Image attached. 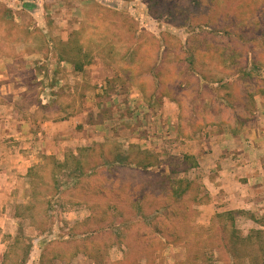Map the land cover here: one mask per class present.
<instances>
[{
    "label": "rangeland",
    "instance_id": "1",
    "mask_svg": "<svg viewBox=\"0 0 264 264\" xmlns=\"http://www.w3.org/2000/svg\"><path fill=\"white\" fill-rule=\"evenodd\" d=\"M115 1L0 0L2 57L16 49L47 55L48 30L60 55L53 56L49 71L36 56L28 60L37 61L36 70L32 64V70L19 74L30 90L19 95L15 109L23 117L36 109L35 136L44 122L40 114L48 109H66L67 115L86 110L90 116L103 106L107 118L117 106L130 130H141L153 141L150 149L120 139L97 142L79 155L70 151L63 161L41 154L37 144L41 162L28 173L21 170L14 189L0 180V264H248L249 257L263 264L264 237L253 248H237L232 241L242 233L223 225L231 218L203 224L199 206L206 191L198 179L190 183L198 161L178 151L176 137L186 143L207 130L200 113L207 100L208 121L239 130L243 121L249 125L255 119L256 98H264V0H121L141 4L145 28L140 37L128 6L118 15ZM206 40L216 50L236 51V57L222 59L216 51L217 56L209 53L197 62L196 51ZM60 58L72 61L75 69L57 73ZM167 61L174 65H164L166 78L158 82L156 72ZM98 62L114 70L79 73ZM211 66L218 71L209 73ZM203 72L219 85L199 88L195 79ZM40 79L65 88L56 90L58 98L46 106L40 100L43 90L32 84ZM102 80L106 85L99 94L106 103H85L83 97L93 96L91 89ZM181 84L188 85L184 93ZM117 95L125 102L113 98ZM166 101L178 102L179 110H169ZM121 122L116 126L124 131ZM128 154L133 162L145 160L163 171V178L142 177L130 184L131 176L122 169Z\"/></svg>",
    "mask_w": 264,
    "mask_h": 264
},
{
    "label": "crops",
    "instance_id": "2",
    "mask_svg": "<svg viewBox=\"0 0 264 264\" xmlns=\"http://www.w3.org/2000/svg\"><path fill=\"white\" fill-rule=\"evenodd\" d=\"M115 2L117 7H112V9L118 15L122 14L119 9L128 6L130 18H134L139 23L135 33L137 37H140L142 29L145 28L141 4L138 1L117 0ZM7 7L14 10V6L11 4ZM27 10L30 11L28 7ZM44 36L47 41L45 43L47 55H42L35 50L30 52V50L22 49L13 50L12 53L3 57L1 55L3 53H0V180L2 179V182L11 185L13 189L14 185L19 183L21 170L28 173L35 164L41 162V152L43 155L55 156L58 160L63 161L70 151L79 155L83 148L95 145L97 142L120 139L121 143L123 142L127 146H131L133 143L140 144V147L142 144H146L144 149H150L153 146V141H149L151 137L145 135L146 133L139 130L140 134H138V130H130L131 123H127V119L123 115L117 114L119 112V109H116L117 106L108 108L113 110V116L106 118L104 116L106 109H103L102 105H100L102 106L101 109L96 106L95 112H92L90 116L86 110H81L75 114L70 113V115H67L66 109L46 110L43 115L40 114L44 122L41 124L40 132L37 135L39 143L37 142L35 131L32 130L33 122L37 119L36 109L31 110L32 113L28 114L27 117H23L15 107L20 101L19 95H23L26 91L28 93L30 90V87L19 79L20 72L27 69L32 70L30 66L32 64L35 70L38 66L37 61L34 60L30 63L28 60L42 56L43 61H40L42 62L40 64L49 71L50 67L53 68L51 66L53 56L59 55L52 44L54 34L48 30L45 31ZM62 40L66 42L68 39L62 38ZM58 60L54 70L60 75L64 73V70L75 69L72 61L62 58ZM123 67L126 68V64ZM191 68L192 66L188 65V69L192 70ZM217 69L211 66L208 72L214 74L218 71ZM112 70L114 69L109 68L108 65L98 62L84 66L79 73L83 75L84 72L94 74L96 71L110 72ZM123 70L125 72V69ZM222 76L226 75L223 73ZM196 77L199 76L196 75ZM104 80H102L103 83H98L99 88L96 85L95 88L91 89L93 93L95 92L93 96L83 97L85 103L91 104L94 101L98 105L106 103L101 101L102 95L99 94V92L104 93L103 86L106 85ZM195 80L201 89L210 85V87L216 88L219 85L218 79L215 82L209 80L212 83H209V86H206L200 78ZM32 84L34 86L37 84V88L43 90L42 96H40L43 106H46L51 99L58 98V95L54 93L56 90L59 92L65 90L62 85L53 86L48 80L44 83L41 79L37 83L33 80ZM182 85L185 89L186 84ZM27 97L28 95L25 96V98ZM113 98L122 100L123 96L117 95ZM145 100L147 101L146 98ZM122 101L125 102V99ZM112 102H115V99ZM128 102L131 103V101ZM166 102L169 110H179L178 102ZM256 102L255 119L251 120L249 125L243 121L242 127L235 130L230 125H222L220 122L211 121L212 119L208 121L211 107L207 106L208 100L203 101V110L200 113L206 121L207 130L202 135L185 140L186 143H179V136L176 137L178 151L187 154V156H193L198 161L197 168L193 169L195 177L190 183H194L198 179L206 191L204 202L199 206L201 215L205 220L203 224H209L212 219L219 222V220L231 218L228 223H223V225L241 232L243 237H248L254 231L264 232V98H256ZM123 104L127 105V103ZM151 110L153 111V109ZM176 118H179V114ZM200 118L201 116H199ZM117 121H122L121 125L125 129L124 131L117 128ZM181 138L180 136V141L183 140ZM20 139L24 141L19 143L18 140ZM154 139L157 137L155 136ZM37 144H41V152L36 157ZM127 156L130 157L129 154ZM3 168L6 170L3 171ZM122 169L124 174L131 176L129 182L133 183L130 184H139V181L143 180L142 177L157 176L163 178V171L155 170L152 167L141 169L135 164H125ZM126 176H123V180ZM239 218L241 219L240 222ZM243 226H246L247 229Z\"/></svg>",
    "mask_w": 264,
    "mask_h": 264
},
{
    "label": "trees",
    "instance_id": "3",
    "mask_svg": "<svg viewBox=\"0 0 264 264\" xmlns=\"http://www.w3.org/2000/svg\"><path fill=\"white\" fill-rule=\"evenodd\" d=\"M215 44L212 42V41H209V40H206V41H204V43H203V45H202V48H200V49H197V51H196V57H195V60L198 62L199 61V59L201 58V57H204V55L206 56V54H209V53H213L214 55H216L217 56V54L219 53V55H220V57L222 58V59H224V56H226L227 58H233V57H236L235 56V54H236V51H231V52H228V53H225V48H224V46H222L221 47V49L220 50H216L215 49ZM216 51H218V53L216 52ZM201 52L203 53V54H201ZM177 56V55H176ZM226 58V59H227ZM167 63V66L169 65V66H172V65H174L173 64V61H167V62H163V64H162V66L160 65L159 67V70H157V72H156V75H155V78H156V80L158 81V82H163L164 80H165V74L162 72L164 69H162V68H164V65ZM188 65H190V66H192L193 65V63H192V61H190L189 62V64ZM173 67V66H172ZM238 73H240V72H238ZM199 76V78L201 79V81L203 80V82H205V84H206V86H208V83H209V77H207V73H205V72H203V74L201 75V74H199L198 75ZM187 84H190V83H188V81H187ZM186 84V85H187ZM185 85V86H186ZM188 86V85H187ZM205 88H208V87H205ZM180 89H181V93H184L185 92V90H182L183 89V85L181 84V87H180ZM200 92H202V94H203V90H200ZM262 96H264V94H262V93H260ZM221 99H224V98H221ZM124 161H127V163L128 164H135V165H137L139 168H141V169H148V168H150V164H148V163H143V162H145V160L144 161H142V163H136V162H133L132 161V159H131V157H127V158H125L124 159ZM155 232H157V234L158 235H164V232H162L160 229H158V228H156L155 230H154ZM262 232H259V231H256V232H254V233H252L251 235H249L248 237H243V236H239V237H237V238H235L232 242H233V245H235V247H237V248H240L241 246H248V247H250V248H253V247H255V243L258 241H260L259 239H261V238H263L264 236H261L262 234H261ZM261 234V235H260ZM144 237L146 238V237H150V235H144ZM259 237H261V238H259ZM234 249V248H233ZM232 249V250H233ZM235 250V249H234ZM233 252V254L234 255H236L237 253H238V251L237 250H235V253H234V251H232ZM247 260H248V264H256L255 263V260H254V258L253 257H249V258H247ZM239 262H238V260H235L234 262H233V264H238ZM263 264H264V262H263Z\"/></svg>",
    "mask_w": 264,
    "mask_h": 264
}]
</instances>
